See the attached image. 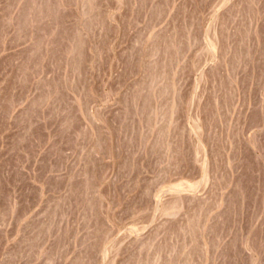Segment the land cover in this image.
I'll list each match as a JSON object with an SVG mask.
<instances>
[{
    "label": "rangeland",
    "instance_id": "rangeland-1",
    "mask_svg": "<svg viewBox=\"0 0 264 264\" xmlns=\"http://www.w3.org/2000/svg\"><path fill=\"white\" fill-rule=\"evenodd\" d=\"M0 264H264V0H0Z\"/></svg>",
    "mask_w": 264,
    "mask_h": 264
}]
</instances>
